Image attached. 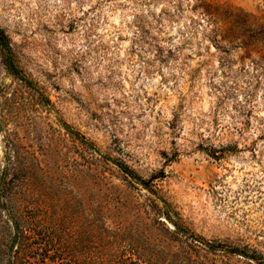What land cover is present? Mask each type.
I'll return each mask as SVG.
<instances>
[{
  "label": "rangeland",
  "instance_id": "obj_1",
  "mask_svg": "<svg viewBox=\"0 0 264 264\" xmlns=\"http://www.w3.org/2000/svg\"><path fill=\"white\" fill-rule=\"evenodd\" d=\"M0 28V168L17 144L62 256L264 258V0H0Z\"/></svg>",
  "mask_w": 264,
  "mask_h": 264
},
{
  "label": "trees",
  "instance_id": "obj_2",
  "mask_svg": "<svg viewBox=\"0 0 264 264\" xmlns=\"http://www.w3.org/2000/svg\"><path fill=\"white\" fill-rule=\"evenodd\" d=\"M203 13L207 14L208 10L204 8ZM0 54L5 68L21 78L7 36L1 28ZM64 127L70 134H76L67 125ZM13 147L12 155L4 154L0 168V264H76L59 252L58 244L61 238L59 222H53L57 233L53 226L43 224V220L50 218L48 202L39 200L37 203L36 198L30 196L33 187L29 175L25 176L29 169L20 167L21 158L17 149L19 146L14 144ZM122 171L127 176H134L126 166H123ZM170 223L184 256L196 254L197 259L202 260L204 255L197 253L198 248L214 246L175 220H171ZM238 251L239 256L247 257L246 252ZM247 258L254 260L256 264H264V258L262 260H255L249 256ZM125 260V254L120 252L115 255L113 263L124 264Z\"/></svg>",
  "mask_w": 264,
  "mask_h": 264
}]
</instances>
